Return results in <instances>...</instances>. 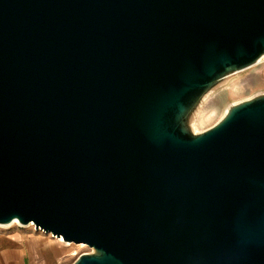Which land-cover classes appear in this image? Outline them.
I'll use <instances>...</instances> for the list:
<instances>
[{
	"label": "water",
	"instance_id": "1",
	"mask_svg": "<svg viewBox=\"0 0 264 264\" xmlns=\"http://www.w3.org/2000/svg\"><path fill=\"white\" fill-rule=\"evenodd\" d=\"M264 0H0V224L65 264H264Z\"/></svg>",
	"mask_w": 264,
	"mask_h": 264
},
{
	"label": "rangeland",
	"instance_id": "2",
	"mask_svg": "<svg viewBox=\"0 0 264 264\" xmlns=\"http://www.w3.org/2000/svg\"><path fill=\"white\" fill-rule=\"evenodd\" d=\"M264 58L257 64L249 67L244 72L232 77L225 85L217 89L212 93L206 102L201 107L197 120V128H205L212 124L222 113L225 105L234 99L247 96L252 92L264 88ZM214 101V102H213ZM210 102L211 105L209 104ZM23 225V224H22ZM18 231L21 234L35 233L46 238H50L49 234L34 229V226H19L12 224L10 226L0 225V243H2L6 236L12 232ZM81 243V242H76ZM84 243V242H83ZM66 255L64 257L63 264L71 262L77 254L87 250L88 246L84 244H71L65 246Z\"/></svg>",
	"mask_w": 264,
	"mask_h": 264
},
{
	"label": "crops",
	"instance_id": "3",
	"mask_svg": "<svg viewBox=\"0 0 264 264\" xmlns=\"http://www.w3.org/2000/svg\"><path fill=\"white\" fill-rule=\"evenodd\" d=\"M66 248L53 238L10 234L0 243V264H63Z\"/></svg>",
	"mask_w": 264,
	"mask_h": 264
},
{
	"label": "bare ground",
	"instance_id": "4",
	"mask_svg": "<svg viewBox=\"0 0 264 264\" xmlns=\"http://www.w3.org/2000/svg\"><path fill=\"white\" fill-rule=\"evenodd\" d=\"M263 71H264V70H263ZM213 102H214V101H213ZM213 102H210L209 104L211 105V103H213ZM12 224H17V225H19V226H34V229H37V230H40V231H43V232L49 234V237H50V238H53V239H55L56 241H58L60 244H62L63 247H64V246H69V245H71V244H84L83 242H81V243H76V242H74V241H64V240L62 239L61 236H57V235H55V234H53V233H51V232H49V231H45V230H43L42 228H37L32 222H30V223H28V224H26V225H22V224H20L17 220H14V221H12L11 223H8V224H0V225H3V226H10V225H12ZM11 234H20V232H18V231H14V232H12Z\"/></svg>",
	"mask_w": 264,
	"mask_h": 264
}]
</instances>
